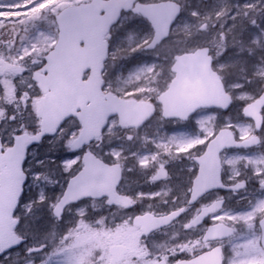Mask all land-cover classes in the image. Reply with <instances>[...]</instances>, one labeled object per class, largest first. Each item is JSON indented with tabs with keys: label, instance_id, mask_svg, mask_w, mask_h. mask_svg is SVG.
Wrapping results in <instances>:
<instances>
[{
	"label": "snow or ice",
	"instance_id": "snow-or-ice-1",
	"mask_svg": "<svg viewBox=\"0 0 264 264\" xmlns=\"http://www.w3.org/2000/svg\"><path fill=\"white\" fill-rule=\"evenodd\" d=\"M0 264H264V0H0Z\"/></svg>",
	"mask_w": 264,
	"mask_h": 264
}]
</instances>
